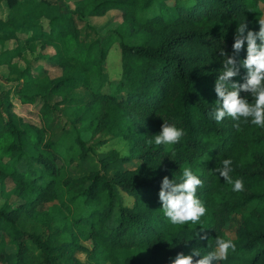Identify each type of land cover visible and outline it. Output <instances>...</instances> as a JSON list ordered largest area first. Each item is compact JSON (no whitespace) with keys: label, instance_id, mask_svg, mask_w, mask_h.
<instances>
[{"label":"trees","instance_id":"16d2710c","mask_svg":"<svg viewBox=\"0 0 264 264\" xmlns=\"http://www.w3.org/2000/svg\"><path fill=\"white\" fill-rule=\"evenodd\" d=\"M110 11L117 24L100 34L91 19ZM260 18L264 0H0L1 75L21 82L13 89L0 84V185L9 178L19 196L0 206V231L16 243L13 264H170L180 252L212 251L218 236L231 238L236 252L213 264H264V128L249 122L238 130L231 118L217 123L211 116L220 50L232 55L238 25L259 32ZM24 28L35 30L27 37L18 33ZM114 42L121 74L110 78L105 60ZM246 54L245 42L233 82H245ZM80 87L85 96L76 94ZM241 96L252 102L250 93ZM31 105L36 120L20 111ZM59 109L74 134L55 133ZM78 121L89 141L78 134ZM164 122L184 130L181 141L149 144ZM107 136L125 139L129 154H97L99 168L64 197L69 166ZM132 158L134 167L112 169ZM223 159L233 161L231 175L244 180V191H232L215 171ZM183 167L203 180L197 196L207 212L198 224L174 226L159 191L163 178L179 180ZM232 215L240 220L228 235Z\"/></svg>","mask_w":264,"mask_h":264},{"label":"clouds","instance_id":"9594fccd","mask_svg":"<svg viewBox=\"0 0 264 264\" xmlns=\"http://www.w3.org/2000/svg\"><path fill=\"white\" fill-rule=\"evenodd\" d=\"M245 42L247 54L241 63L247 72L245 82L240 84L233 82V78L240 74L235 57L244 48ZM232 47V55L226 53L224 49L220 50L223 67L215 82L218 99L211 116L217 123L222 122L226 117L231 118L236 122L233 126L238 130L241 123L249 122L264 128V18L259 19V32L248 30L246 23L239 24ZM241 91L250 93L252 102L247 97H242ZM184 134L182 128L164 122L160 133L147 142L149 144L154 142L157 146L175 145L181 141ZM232 163L231 159H223L222 166L217 167L215 171L232 186V191L242 192L244 180L233 179ZM181 173L179 180L169 179L167 176L163 178L159 191V200L162 204L160 209L174 226H183L188 222L198 224L207 212L204 202L197 196L198 188L203 187V180L194 174L191 167H183ZM199 238L207 239V236ZM235 252L236 243L231 238L218 236L212 251L202 254L200 248H194L187 255L180 252L171 259L170 264H213V261L226 260L230 253Z\"/></svg>","mask_w":264,"mask_h":264},{"label":"rangeland","instance_id":"374dc122","mask_svg":"<svg viewBox=\"0 0 264 264\" xmlns=\"http://www.w3.org/2000/svg\"><path fill=\"white\" fill-rule=\"evenodd\" d=\"M19 11H25L26 6L25 5H19L15 7ZM118 16L115 12H108L103 16L99 17H93L91 21L98 29V32L100 34L107 33L109 30L113 29L118 21ZM33 30L35 28H24L21 32L18 31L19 34L22 36H29L32 35ZM36 44V43H35ZM39 43L36 44V49L33 54H36L38 51ZM25 53L27 55H33L30 50H25ZM2 55V44L0 42V56ZM4 71L3 68L0 66V84L1 87L7 89H13L15 86H20V83H17L16 81L11 80H5L2 78L1 72ZM59 71L57 70H51V75L58 74ZM105 73L110 78H117L121 74V60H120V49L117 44V42H114L112 45H110L108 49V53L106 55L105 60ZM37 87L32 86L31 89H36ZM76 94L80 96H85L87 93L85 92V89L80 87L75 89ZM57 99L56 97H53L52 100ZM58 108H62L65 106V104H59L57 105ZM24 117L28 120H36V114L34 111V108L31 106H24L20 110ZM59 117L56 119V122L59 121L58 127L55 129V133L59 134L62 132H65L67 135L72 134L75 130L72 128L71 124L67 122V115L62 114V111L58 110ZM64 116V117H63ZM71 116V115H69ZM84 122L78 121L76 123V126L78 127L79 131L78 134L80 136L89 141L90 133L89 131L84 129ZM68 132V133H67ZM74 134V133H73ZM94 151L91 153L90 156H88L86 159L80 161L78 164H72L69 166L68 175L71 176V181L65 186L63 196H69L71 194L79 192L83 186L84 181L82 179L84 174H87L88 171L99 168L97 163V154L108 152L112 149L118 150L120 156H127L130 152L129 145L125 139H122L121 137L111 138L109 136L106 137V141H104L102 144H94L93 145ZM137 162L136 159L132 158L129 161H123V162H116L115 165L112 167V169L117 167H128L132 168L135 166V163ZM111 168V167H110ZM109 172H112L113 170H109ZM14 185L12 184L11 180L9 178L5 179V184L0 185V206L7 200L11 205H14L18 199L19 196L13 191ZM122 202L126 204H131L132 197L127 195L122 190H118ZM240 218L236 215H232V217L229 219L228 223L225 225L226 233L228 235H232L235 229V226L239 222ZM31 251L33 253H38V249L32 247ZM75 255L78 259L81 261H84L86 263H89L86 252L84 251H76ZM16 256V243L14 240H12L8 235H6L5 232L0 231V264H13ZM99 264H107V262H99Z\"/></svg>","mask_w":264,"mask_h":264},{"label":"crops","instance_id":"0c3cea01","mask_svg":"<svg viewBox=\"0 0 264 264\" xmlns=\"http://www.w3.org/2000/svg\"><path fill=\"white\" fill-rule=\"evenodd\" d=\"M28 57H30V55H28Z\"/></svg>","mask_w":264,"mask_h":264}]
</instances>
